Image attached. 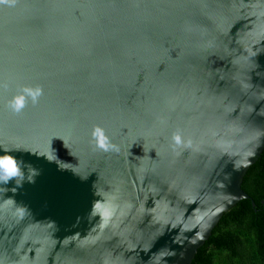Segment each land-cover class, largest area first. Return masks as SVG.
<instances>
[{"label": "water", "instance_id": "95a60500", "mask_svg": "<svg viewBox=\"0 0 264 264\" xmlns=\"http://www.w3.org/2000/svg\"><path fill=\"white\" fill-rule=\"evenodd\" d=\"M263 147L264 0L0 4V264H190Z\"/></svg>", "mask_w": 264, "mask_h": 264}, {"label": "trees", "instance_id": "16d2710c", "mask_svg": "<svg viewBox=\"0 0 264 264\" xmlns=\"http://www.w3.org/2000/svg\"><path fill=\"white\" fill-rule=\"evenodd\" d=\"M240 198L223 211L190 264H264V147L240 183Z\"/></svg>", "mask_w": 264, "mask_h": 264}, {"label": "clouds", "instance_id": "9594fccd", "mask_svg": "<svg viewBox=\"0 0 264 264\" xmlns=\"http://www.w3.org/2000/svg\"><path fill=\"white\" fill-rule=\"evenodd\" d=\"M15 2L16 0H0V4L14 5ZM24 92L27 93V95L30 96L33 101H35L39 97V95H41V89L38 87L35 89L25 88ZM24 102L25 96L17 95L13 98L11 102V107L14 111L19 112L24 107ZM91 136L94 138L96 145L100 149L107 151L109 148L113 147L101 127L95 126L91 132ZM20 175L21 166L20 163H18L17 159L13 155L7 153L0 154V182L7 183L8 181ZM100 207L101 205L99 203H96L94 205L95 209H100ZM100 215L104 223L107 224L108 219L110 218V213L107 211L106 214V211H104L100 213Z\"/></svg>", "mask_w": 264, "mask_h": 264}, {"label": "snow or ice", "instance_id": "6c2138e0", "mask_svg": "<svg viewBox=\"0 0 264 264\" xmlns=\"http://www.w3.org/2000/svg\"><path fill=\"white\" fill-rule=\"evenodd\" d=\"M178 139V138H177ZM106 214H107V211H106Z\"/></svg>", "mask_w": 264, "mask_h": 264}]
</instances>
